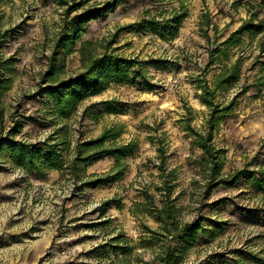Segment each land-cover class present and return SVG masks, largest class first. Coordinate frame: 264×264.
<instances>
[{"label":"rangeland","instance_id":"obj_1","mask_svg":"<svg viewBox=\"0 0 264 264\" xmlns=\"http://www.w3.org/2000/svg\"><path fill=\"white\" fill-rule=\"evenodd\" d=\"M102 1L90 0L86 7ZM182 2L187 15L164 38L143 20L161 21L179 7L178 0H119L87 20L74 49L89 41L100 54L111 38L108 48L138 60L134 68L152 88L140 77L133 83L112 81L60 116L55 100L37 95L36 88L56 50L51 36L68 34L69 18L53 0H0V79L8 85L0 94V264H107L114 257L109 240L118 232L128 239L134 264H160L153 253L170 237L143 241L151 235L144 226L151 231L161 224L150 215L136 219L129 209L133 202L161 208L168 195L179 226H201L193 242L178 237L170 243L177 264H264V192L252 184L253 178L264 179V84L255 85L264 76V0ZM243 21L254 26L237 36L238 46L226 49L230 63L240 59L239 79L215 100L224 102L250 86L216 130L223 181L206 193L212 177L193 134L202 131L208 112L198 85L210 84L221 69L209 63L207 50ZM55 62L63 77L82 71L77 50L59 52ZM110 127L117 136L104 145L128 148L78 172L66 165L60 171L27 170L3 146L6 139H61L66 145L57 148L71 158L78 144ZM115 173L120 177L112 179ZM98 245L107 256L93 251Z\"/></svg>","mask_w":264,"mask_h":264},{"label":"trees","instance_id":"obj_2","mask_svg":"<svg viewBox=\"0 0 264 264\" xmlns=\"http://www.w3.org/2000/svg\"><path fill=\"white\" fill-rule=\"evenodd\" d=\"M89 1L53 0V2L63 7V18H69L70 26L66 27L68 34L54 32L51 36L53 47L56 50L49 58L48 69L41 74L40 80L37 83L36 94H48L51 96L56 102V111L60 116L68 114L71 110L75 109L78 102L86 98L90 93L94 94L105 89L112 81L117 83H133L137 77H140L144 80L142 83L144 86L149 89L152 88V84L145 80L140 69L134 68L139 64L138 60L127 59L116 54L115 49L110 50L108 48L111 38L106 40L107 45L105 44L104 50L100 54L96 53L89 41L82 42L78 49H74L73 42L79 38L87 20L97 18L105 10L110 11L119 2V0H105L86 7ZM178 1H180L179 7L172 9L168 16L163 17L161 21L153 18L143 20L145 27L149 26L156 29V32L162 38L166 36L168 31L172 33V31L177 30L181 20L187 15V10L182 0ZM73 12H76V14L71 15ZM253 26L251 21H243L237 30L232 32L225 40L207 50L209 63L213 64L217 62L220 64L221 69L217 74L212 76L210 84L206 80H203L198 85L201 89L199 99L206 105L208 112L202 124V131L193 134L197 137V143L202 148L204 155L207 156L205 161L208 163V169L212 177V181L207 185L206 193L211 192L212 189L223 181L221 180L222 175L219 174L223 166L220 160L222 150L216 148L213 143L216 130L221 123L226 121V117L233 110L241 91L250 86L248 84L242 87L240 92H236L235 95L224 102L215 100L218 91L224 88H231L239 79L240 59L230 63L226 49L228 46H238L239 40L237 36L244 31H251ZM75 50L79 53L82 71L71 77H63L60 74V69L57 68L55 62L56 56L59 52L69 55ZM255 81H257L255 85L264 84V76L256 78ZM7 86V80L0 79V94L7 89ZM107 111L110 112V108H107ZM116 130L115 127L104 128L96 138L78 144L71 158H69L70 156L63 158V150L57 148L58 144L66 145V142L61 139L59 143H50L49 138L45 139L42 143H22L6 139L3 146L10 159L27 170L42 171L55 169L60 171L66 165L71 172H78L82 165L94 159L108 154L118 157L122 149L128 148L116 143L104 145L107 139H114L117 136V133L113 132ZM159 151L161 152V150ZM118 165V162H116L111 172H114ZM119 177L120 174L115 173L111 175L112 179ZM251 178H253V175H251ZM252 184L256 190L264 192V179L253 178ZM164 190L167 193L170 191L169 188H165ZM168 196L165 197L166 200L162 203L161 208H152V206L150 207V203L147 202L144 205L133 202L129 212L136 219H140L141 216L150 215L161 224L159 228L151 231H149L147 226H144L146 232L151 233V235H143L142 239L143 241L153 239L163 241L162 239L169 236L170 239L168 241L167 239L165 240L163 245L159 247V250L153 253V257L160 264H177L175 248L170 243L178 237L186 240L188 243L193 242L196 238V231L201 226L196 222L179 226L176 219V211L168 200ZM108 247L114 254V257H109L110 261L107 264H115V260L121 264H134L136 261L135 255L132 254L133 249L129 246V241L124 233L118 232L110 238ZM93 251L101 256L107 253L104 252L102 245L93 248Z\"/></svg>","mask_w":264,"mask_h":264}]
</instances>
